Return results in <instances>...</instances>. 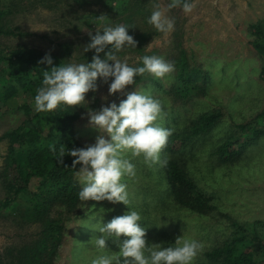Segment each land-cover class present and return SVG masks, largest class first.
<instances>
[{
	"label": "rangeland",
	"instance_id": "1",
	"mask_svg": "<svg viewBox=\"0 0 264 264\" xmlns=\"http://www.w3.org/2000/svg\"><path fill=\"white\" fill-rule=\"evenodd\" d=\"M170 2L171 0H0V10L4 12L0 17V26L14 32H0V47L7 51L26 46L40 50L44 56L50 53L65 58L68 63H86L93 55L92 51H83L90 39L88 31L94 33L97 27L102 30L105 25L123 24L131 27L129 34L138 43L137 47H126L117 53L119 59H126L132 66H141V57L155 55L175 65V71L166 78L158 79L145 73L136 77L134 85L128 86L129 89L152 95L164 105L158 120L162 127L169 128L166 126L171 121L169 116H173L175 112L184 116L188 109L193 115L204 110L221 109L223 121L218 131L251 121L254 123L256 115L264 109V84L260 79L263 61L252 44V25L264 17V0H195V7L188 14L182 7L169 9L167 5ZM157 4L175 22L174 29L168 33L156 31L147 22ZM102 14L105 17L103 21L96 19ZM182 50L185 54L181 53ZM181 55L184 56L182 62L188 65L189 71L193 68L200 71L194 78L199 82L206 80L204 86L207 92L201 93L194 103H185V99L179 96L174 98L175 88L180 84L177 78V58H181ZM107 93L108 85L103 83L97 93H88L89 107L98 109L103 103L112 100L119 103L120 99L125 98L118 93L104 101L102 97ZM30 98L28 95L18 94L8 105L0 102V201L6 195L4 178L11 153V144L3 136L7 130L17 127L24 118L20 104L26 102L31 106L32 112H36ZM85 106H88L87 102ZM70 109L78 114L74 121V131L79 147L94 142L97 133L87 125L86 118H82L87 109ZM197 156L191 170L199 185L215 198L217 207L212 213L176 208L172 209L170 215L168 211L166 216L160 209H154V196L164 184L159 176L158 165L162 164V157L160 162L154 164L145 163L143 157L133 159L137 174L134 178H126L131 208L141 216L145 212L149 215L153 225L149 228L144 226L149 229L151 236L162 228L155 225L166 224L163 227L168 230V244L182 234L203 243V250L195 257L193 264L216 238L230 235L233 220L246 225L253 224L264 235V138L240 160L231 164L213 166L214 163L206 155ZM20 202L23 206L33 204L28 195L20 199ZM86 203L89 207L96 204L95 210L98 213L106 211L105 222L122 215L127 207L122 203L112 205L107 201ZM101 206L105 209H99ZM56 210L57 207L51 210L50 218L56 215ZM79 210L81 213L67 222L66 232L54 258L51 259V252L47 256L52 264H91L100 254L90 242L92 236L100 233L77 225L84 222V210L89 211V208L82 204ZM49 217L46 212L43 219L28 221L15 214L11 206L1 207L0 264H18L9 251L16 255L17 249L43 235L42 232L50 229ZM108 246L109 252L118 251L111 239Z\"/></svg>",
	"mask_w": 264,
	"mask_h": 264
},
{
	"label": "trees",
	"instance_id": "2",
	"mask_svg": "<svg viewBox=\"0 0 264 264\" xmlns=\"http://www.w3.org/2000/svg\"><path fill=\"white\" fill-rule=\"evenodd\" d=\"M3 13L0 10V17ZM252 27V44L263 61L260 79L264 84V17ZM2 31L14 33L0 26ZM181 53L185 54V51ZM51 56L55 65L68 63L65 58ZM43 57V53L36 48L18 46L4 51L0 47V102L3 105H8L18 94L34 99L36 89L41 86L43 72L51 68L39 63ZM183 57L177 58L180 84L175 88L174 98L179 96L185 99V103H194L201 93L207 92L204 86L206 80L199 82L194 78L200 71L195 68L189 71L188 65L182 62ZM19 108L23 110L24 118L3 136L11 144V153L4 178L6 195L0 201V208L11 206L15 214L28 221L43 219L46 212L49 217L54 207L57 210L56 215L48 219L50 229L17 249L18 254H13L11 250L9 254L12 253L13 260H17L18 264H52L50 260L61 244L67 222L81 213L79 209L83 204L78 198L81 185L73 174L74 170L65 166H70L73 158L66 155L63 164L59 158L62 146L79 147L74 131L78 114L70 107L60 108L53 113H33L26 102L20 104ZM185 113L182 116L175 112L169 116L171 121L166 126H169L167 129L171 130V135L160 153L163 161L158 164L159 176L164 184L154 196V209H160L166 216L168 211L170 215L172 209L176 208L207 213L216 210L214 196L199 185L191 170L197 155H206L214 163L213 166L231 164L240 160L264 138V109L256 115L254 123L251 121L234 128L229 126L227 130L221 128L220 131L218 129L223 121L221 109L204 110L194 115L188 109ZM27 195L33 204L23 206L20 199ZM142 216L144 225L148 228L153 225L146 212ZM231 226L233 230L230 235L216 238L195 264H264V235L257 226L235 220ZM150 234L147 231L149 242L168 244V230L165 227L158 229L154 236ZM50 252L52 257L47 259Z\"/></svg>",
	"mask_w": 264,
	"mask_h": 264
},
{
	"label": "clouds",
	"instance_id": "3",
	"mask_svg": "<svg viewBox=\"0 0 264 264\" xmlns=\"http://www.w3.org/2000/svg\"><path fill=\"white\" fill-rule=\"evenodd\" d=\"M167 7H182L188 14L193 11L195 0H171ZM96 19L103 21L105 17L102 14ZM147 22L161 33H168L175 26L174 20L158 4ZM129 28L123 24L105 25L102 30L97 27L94 33L88 31L90 39L83 51H92L93 55L86 63L55 65L51 54L46 53L39 63L51 68L43 72L41 86L36 89L34 110L53 113L64 107L86 108L82 118H86L87 125L97 133L94 142L83 147L62 146L59 152L62 164L66 155L73 158L71 165L65 166L74 170L81 185L78 198L89 208V211L84 210V222L77 225L100 233L90 240L100 253L91 264H193L203 250L201 241L182 234L167 246L162 242L151 243L147 239L148 228L144 226L143 217L131 208L126 178H134L137 174L133 159L143 157L145 163L160 162V153L167 145L171 130L158 123L162 115L161 102L128 86L134 85L136 77L145 73L158 79L166 78L175 71V65L155 55L141 57V66H132L126 59H119L117 53L126 47H137L138 42L129 34ZM102 83L108 85V93L102 97L104 101L118 93L125 98L119 103L115 100L103 103L98 109L89 107L88 93H97ZM88 201L122 203L127 207L122 215L105 222L106 211L98 213L96 204L89 207ZM110 239L118 251H108Z\"/></svg>",
	"mask_w": 264,
	"mask_h": 264
}]
</instances>
